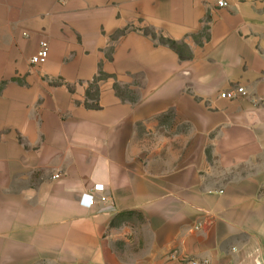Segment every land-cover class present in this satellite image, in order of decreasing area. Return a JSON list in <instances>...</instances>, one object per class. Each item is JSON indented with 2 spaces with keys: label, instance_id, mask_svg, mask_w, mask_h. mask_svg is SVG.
I'll use <instances>...</instances> for the list:
<instances>
[{
  "label": "crops",
  "instance_id": "crops-1",
  "mask_svg": "<svg viewBox=\"0 0 264 264\" xmlns=\"http://www.w3.org/2000/svg\"><path fill=\"white\" fill-rule=\"evenodd\" d=\"M263 71L264 0H0V264H264Z\"/></svg>",
  "mask_w": 264,
  "mask_h": 264
},
{
  "label": "built area",
  "instance_id": "built-area-1",
  "mask_svg": "<svg viewBox=\"0 0 264 264\" xmlns=\"http://www.w3.org/2000/svg\"><path fill=\"white\" fill-rule=\"evenodd\" d=\"M62 3H65L68 0H59ZM220 6L225 5L224 2H219ZM49 55V45L48 42L43 40L39 43L38 49L36 50L35 54L31 56L30 62L32 64H44L47 61ZM264 75V71L262 73ZM246 93V90L243 86H237L236 88L225 91L221 93L222 98H236L238 95H243ZM262 102H264V99H262ZM103 190V185H95L93 187V191L98 192ZM95 200L93 195L83 193L80 198V204L86 207H90L94 204ZM190 264H209L207 260H189Z\"/></svg>",
  "mask_w": 264,
  "mask_h": 264
},
{
  "label": "trees",
  "instance_id": "trees-1",
  "mask_svg": "<svg viewBox=\"0 0 264 264\" xmlns=\"http://www.w3.org/2000/svg\"><path fill=\"white\" fill-rule=\"evenodd\" d=\"M161 41H162L163 43L168 44L169 46H171V47H173V48H176V47H177V44H176L174 41H172V40H168V39H163V38H161Z\"/></svg>",
  "mask_w": 264,
  "mask_h": 264
}]
</instances>
